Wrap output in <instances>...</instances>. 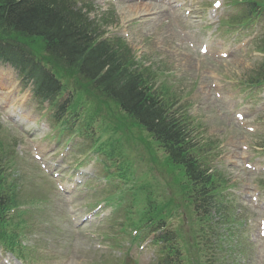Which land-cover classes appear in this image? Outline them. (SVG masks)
<instances>
[{
	"label": "rangeland",
	"instance_id": "rangeland-1",
	"mask_svg": "<svg viewBox=\"0 0 264 264\" xmlns=\"http://www.w3.org/2000/svg\"><path fill=\"white\" fill-rule=\"evenodd\" d=\"M79 1L81 5L91 4L95 8L92 20H103L106 15L113 14L108 24L102 26L106 37L121 38L137 60L153 68L158 74L157 86L163 84L179 97L182 109L193 118L195 133L202 143L211 145L207 148L210 153L203 161L226 180L223 197L229 211L222 217L212 215L210 226L204 228L207 237L197 240L201 245L212 241L216 246L218 241H226V245L221 244L227 250L229 247L238 249L241 243V251L245 252H230L233 261L227 258L228 264H264V238L259 235V227L264 223V154L259 148L264 137V89L257 94L241 90V82L257 69L263 58L256 54V42L247 48L241 44L263 34L264 23L259 22L260 25L246 32H225L227 28L220 22L235 15L228 5L230 0H223L225 7L215 20L209 19L213 0H139L147 4L145 10L133 7L134 11L130 8L141 6V3L130 5V0ZM180 5L184 7L178 8ZM191 43L195 45L194 50ZM204 43L211 46L215 56L200 55L199 48ZM220 52L227 53L228 59L216 55ZM246 97H253V101ZM111 107L117 113L116 108ZM94 109V105L87 107L76 132L81 126L85 132L84 120L88 122ZM51 113L31 100L30 90H23L12 68L0 65V139L18 144L15 152L23 161H18L15 175L24 177L20 184L21 199L25 202L34 199V206H37L34 210L38 212L28 219L30 234L23 239L28 249L25 252L29 256L27 263L156 264L159 252L151 244L155 235L147 229L140 230L143 238L146 237L145 243L131 245V238L141 233L134 236L129 231L126 234L120 231L126 211L118 209L115 212V203L105 208L107 218L84 225L85 215L106 199V195L114 193L121 182L106 179V166H110V162L94 151L89 138L84 135L69 138L68 134H59V128L50 125ZM109 113L103 109L94 118L97 135L103 129L115 130V121L105 119ZM237 113L246 115L245 126L254 128V133L236 120ZM133 133L142 141L151 142L150 136L143 131L133 128ZM123 140L126 144L124 154L132 164L134 179L139 178L140 183L151 186L156 194L153 201L157 204L170 199L180 204L167 219L168 230L180 232L181 241H190L189 220L184 216L185 209H181L184 204L180 187L174 182L179 173H169L165 154L156 150L154 144L155 158L149 154L144 142L129 148L126 136ZM67 145L73 149L59 169L62 180H68L76 169L86 172L84 185L71 194L61 192L54 179L35 161V156L39 155L49 165ZM80 145L85 147L84 150ZM248 163L252 164V170L247 168ZM70 182L68 180V184ZM124 188L129 193L125 207L131 202L134 203L130 208L135 207V210L146 207L140 190L135 196L132 193V181ZM258 193V203L252 202ZM225 217L232 219L231 227L220 222L225 221ZM196 220H199L197 216L192 224L199 225L200 231L201 223ZM231 231L235 234L228 241Z\"/></svg>",
	"mask_w": 264,
	"mask_h": 264
},
{
	"label": "trees",
	"instance_id": "trees-1",
	"mask_svg": "<svg viewBox=\"0 0 264 264\" xmlns=\"http://www.w3.org/2000/svg\"><path fill=\"white\" fill-rule=\"evenodd\" d=\"M239 2L247 7L244 18L264 15V0ZM85 9L78 8L72 0H0V62L12 66L25 84H31L35 99L54 107L58 120L74 102L79 104L88 99L95 109L88 118L85 136L93 139V143L97 140L94 118L103 109L111 111V116L107 114L106 118L115 121L117 132H129L131 141L139 145L144 142L155 158L149 143L135 137L132 131L139 127L150 134L168 155L169 173L179 171L183 179L174 177L185 209L192 221L197 216L196 222L201 223L200 231L195 230L199 225H191L193 235L198 238L203 233L206 237L204 228L210 226L213 213L224 216L229 211L222 198L224 181L219 175L209 174L204 166L200 157L203 148L193 136L186 117L174 111V104L166 96L169 92L160 91L164 94L162 97V93L154 90L153 73L130 59L120 40H105L99 34L100 25L89 20ZM260 49L264 51V40ZM248 82L252 85L264 82V61ZM67 84L74 85L81 93L72 91L61 101L62 94L68 92ZM112 104L119 111L117 114L113 113ZM119 141L117 137L108 146H98L100 153L118 167L121 165H118L115 145ZM16 163L14 150L0 139V241H11L14 246L15 239L28 231L27 221L15 223L8 216L11 209L25 205L20 198L24 177H15L12 171ZM123 176L125 180L127 175L123 173ZM174 204L170 200L150 206L140 224L145 223L155 231L165 229L167 215ZM17 217L23 219L19 213ZM15 224L24 228L10 230ZM156 243L163 246L165 256L161 264H178L184 258L180 243L172 233L161 235ZM183 243L187 247L186 255L196 257L208 252L211 241H205L204 245L199 241Z\"/></svg>",
	"mask_w": 264,
	"mask_h": 264
},
{
	"label": "bare ground",
	"instance_id": "bare-ground-1",
	"mask_svg": "<svg viewBox=\"0 0 264 264\" xmlns=\"http://www.w3.org/2000/svg\"><path fill=\"white\" fill-rule=\"evenodd\" d=\"M131 4L132 5H136V4H139V2L137 0H131L130 5ZM146 5L147 4H145V3H143V4L141 3V6H132L130 9H132V11H134V8L133 7H138L140 10H145L144 7H146Z\"/></svg>",
	"mask_w": 264,
	"mask_h": 264
},
{
	"label": "snow or ice",
	"instance_id": "snow-or-ice-1",
	"mask_svg": "<svg viewBox=\"0 0 264 264\" xmlns=\"http://www.w3.org/2000/svg\"><path fill=\"white\" fill-rule=\"evenodd\" d=\"M217 6H219V5H217Z\"/></svg>",
	"mask_w": 264,
	"mask_h": 264
}]
</instances>
